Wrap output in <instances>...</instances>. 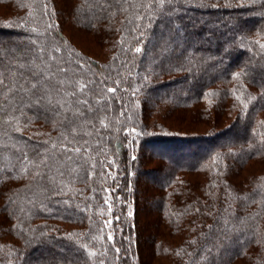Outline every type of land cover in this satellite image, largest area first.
<instances>
[{"label":"trees","instance_id":"obj_1","mask_svg":"<svg viewBox=\"0 0 264 264\" xmlns=\"http://www.w3.org/2000/svg\"><path fill=\"white\" fill-rule=\"evenodd\" d=\"M0 81V264H264V0H0Z\"/></svg>","mask_w":264,"mask_h":264},{"label":"rangeland","instance_id":"obj_2","mask_svg":"<svg viewBox=\"0 0 264 264\" xmlns=\"http://www.w3.org/2000/svg\"><path fill=\"white\" fill-rule=\"evenodd\" d=\"M71 41L75 43L79 48H81L85 52H90L94 53L95 56L99 57L101 56V49L98 47V45L95 42V39L88 33H84L81 30L75 29V27H71L70 29H67L64 31ZM147 156H149V150L145 148L141 155H140V160L143 163V167H152L153 165H156V162L150 161L149 163L145 160H147ZM139 177V194L142 196L140 200L141 205H143V210L139 213V219L143 224L146 225L148 223V213L153 211L156 208V203L154 201H151V199L148 198H143V195L146 194L148 191H152L153 186L155 184V179L153 176H151L148 172L145 173H140L138 174ZM159 178V177H158ZM157 182V181H156ZM148 189V190H147ZM146 234H144L145 236ZM145 243L146 241H142Z\"/></svg>","mask_w":264,"mask_h":264},{"label":"snow or ice","instance_id":"obj_3","mask_svg":"<svg viewBox=\"0 0 264 264\" xmlns=\"http://www.w3.org/2000/svg\"><path fill=\"white\" fill-rule=\"evenodd\" d=\"M137 51H140V49H137ZM3 81H0V83H2ZM109 91H112V89H109ZM77 151H79V149H77Z\"/></svg>","mask_w":264,"mask_h":264}]
</instances>
